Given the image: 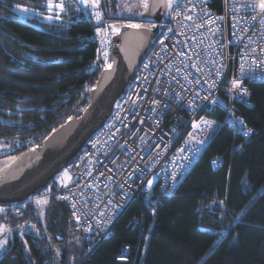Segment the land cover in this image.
Listing matches in <instances>:
<instances>
[{
	"label": "trees",
	"instance_id": "1",
	"mask_svg": "<svg viewBox=\"0 0 264 264\" xmlns=\"http://www.w3.org/2000/svg\"><path fill=\"white\" fill-rule=\"evenodd\" d=\"M47 1L0 0V139L11 142L12 154L34 153L54 130L82 115L99 76L94 31L102 20H143L121 19L116 0H101L99 22L76 9V0L55 22L42 16L22 21L14 10L23 5L46 14ZM248 87L252 107H235L254 129L252 138L233 150L227 116L220 109L205 111L203 118L219 128L174 194L156 203L140 196L94 249L71 221L68 205L56 200V178L17 206L19 216L13 206L0 205V221L14 238L0 264H71L72 258L73 264H264V82ZM215 157L224 164L213 171ZM36 199L47 203L37 205ZM134 218L144 223L141 235ZM25 225L35 227L21 237ZM71 234L77 237L74 248ZM138 242L134 263L117 260L122 246Z\"/></svg>",
	"mask_w": 264,
	"mask_h": 264
},
{
	"label": "built area",
	"instance_id": "2",
	"mask_svg": "<svg viewBox=\"0 0 264 264\" xmlns=\"http://www.w3.org/2000/svg\"><path fill=\"white\" fill-rule=\"evenodd\" d=\"M262 2L175 0L160 23H129L157 33L106 123L66 169L69 183L63 180L55 194L68 205L71 221L92 249L140 196L156 203L174 194L209 145V131L200 123L205 111L220 109L227 116L233 150L252 138L254 129L234 107L251 108L248 84L264 82ZM109 25L118 29L104 18L94 31L99 73L113 65L116 31ZM223 164L221 157L210 160L213 171ZM133 222L141 235L143 221ZM140 245L122 246L117 260L134 263Z\"/></svg>",
	"mask_w": 264,
	"mask_h": 264
},
{
	"label": "water",
	"instance_id": "3",
	"mask_svg": "<svg viewBox=\"0 0 264 264\" xmlns=\"http://www.w3.org/2000/svg\"><path fill=\"white\" fill-rule=\"evenodd\" d=\"M166 5L167 0H150L141 21L160 23L168 10ZM117 27L119 31L113 37L112 68L99 73L82 115L69 119L54 130L41 146L33 148L31 151L35 155L27 165L0 179V205L18 206L46 188L68 168L110 117L115 103L124 94L157 33V29H134L127 25ZM234 112L240 115L237 107H234Z\"/></svg>",
	"mask_w": 264,
	"mask_h": 264
},
{
	"label": "rangeland",
	"instance_id": "4",
	"mask_svg": "<svg viewBox=\"0 0 264 264\" xmlns=\"http://www.w3.org/2000/svg\"><path fill=\"white\" fill-rule=\"evenodd\" d=\"M72 1H74V0H72ZM72 1L71 0H48L45 4L46 14H39L37 12H33L28 7L23 6V5L15 6L14 10L19 15V18L22 21H26L28 18H32L34 16H42V20L45 22H55V21H60L62 19V15L68 10L67 6L69 4H72L73 3ZM149 1L150 0H116L118 15L121 19H128V18L143 19L147 10H145L142 7V4L144 2H147L149 5ZM75 2H77L75 5L76 9H78V10L80 9V11H82V8H83L82 0H76ZM100 2H101V0H99V5H100ZM49 3H52L54 6L56 4H62V5H64V9L61 12L58 8L53 7V10L51 12H49V10H48ZM167 3H168V0H167ZM174 4H175V0H172V7L174 6ZM172 7L171 8L168 7L167 12L165 13L166 18L169 17V15H167V14H168V11L172 9ZM24 9H27V11H25ZM98 9H99V6L97 8L89 7L88 12H85V13L86 14L91 13L95 17L94 13H99V15L101 14L98 11ZM58 12H59L60 18L57 20V19H55V17H56ZM49 15H51L53 17V19L51 21L46 19V17H48ZM129 23H134V22H132V21H127V22L119 21V22L115 23V25L121 27V26L129 24ZM200 123L203 127H205L209 131L210 135L214 134L217 131V129L219 128V124L217 122L208 120L206 118L201 119ZM12 151H13V149H12L11 142H9L7 140L0 139V179L4 178L6 175L11 173L12 171L17 170V169L27 165L35 155V153H30V152L20 153V154H12ZM66 173L68 174V171H66ZM64 181H66V180H64ZM61 183H63V180L61 179V175H60L56 178L55 184L58 187H60ZM66 183H68V182H66ZM42 201H43V199H42ZM0 225H4L7 229H10V231H7L3 234H0V240L7 239V244L4 246V250H0V257H1L2 253L7 250L9 242L12 241L14 238H13V229L12 228L7 226V224L5 222H2V221H0ZM31 231H33V227L29 226V225H25V226L20 227L19 234L22 237V235L24 233H29ZM58 240H61V239L58 238ZM76 241H77L76 235L74 236L73 234H71V236L68 239V244H69L70 248H74L76 246ZM147 243H148V238H147L146 244L144 246L143 255H145V252L147 250ZM53 247L57 252H59V246L57 244H53Z\"/></svg>",
	"mask_w": 264,
	"mask_h": 264
},
{
	"label": "snow or ice",
	"instance_id": "5",
	"mask_svg": "<svg viewBox=\"0 0 264 264\" xmlns=\"http://www.w3.org/2000/svg\"><path fill=\"white\" fill-rule=\"evenodd\" d=\"M82 3H83V8H82V11L84 12H88L89 10V7H92V8H97L99 6V0H82ZM163 6V5H162ZM167 7L171 8L172 7V0H168V3L166 5ZM53 7L55 8H58L61 12L63 11L64 9V5L62 4H56L55 6L52 4V3H49L48 5V10L49 12H51L53 10ZM142 7L147 10L149 8V5L147 2H144L142 4ZM176 7H179V3L176 4ZM259 8L262 12H264V2L260 3L259 5ZM25 11H27V9H24ZM95 15V19L97 20V22H99L101 20V17L99 15V13H94ZM60 18V15H59V12L57 13L55 19H59ZM255 19V17H253ZM46 19H48L49 21H51L53 19V17L51 15H49L48 17H46ZM188 19H191V17L189 16ZM110 28H113L114 31L118 32L119 29H115L114 26L112 25H109ZM127 27L129 28H134V29H139V28H142V27H145L144 25H141V24H129L127 25ZM101 31L100 28L97 29V32ZM107 55V54H105ZM106 68L107 69H111L112 68V64H106ZM233 86L234 87H239V82L238 81H234L233 82ZM119 107V105H118ZM190 162V160H189ZM181 167H183V165H181ZM65 174H66V170H65ZM151 183V182H149ZM35 203L37 205H40L41 203H44L46 204L47 203V200H41V199H36ZM4 209L0 208V212H3ZM35 227V226H33ZM7 231H10V229H7L4 225H0V234H3ZM26 243V242H25ZM7 244V239H3V240H0V250H4V246Z\"/></svg>",
	"mask_w": 264,
	"mask_h": 264
},
{
	"label": "bare ground",
	"instance_id": "6",
	"mask_svg": "<svg viewBox=\"0 0 264 264\" xmlns=\"http://www.w3.org/2000/svg\"><path fill=\"white\" fill-rule=\"evenodd\" d=\"M61 178H62V180H66V181H67L69 177H68V174H67V173L65 174V171H64V172L61 174ZM144 232H145V231H144ZM141 237H142V236H141ZM140 240H141V238H140Z\"/></svg>",
	"mask_w": 264,
	"mask_h": 264
},
{
	"label": "crops",
	"instance_id": "7",
	"mask_svg": "<svg viewBox=\"0 0 264 264\" xmlns=\"http://www.w3.org/2000/svg\"><path fill=\"white\" fill-rule=\"evenodd\" d=\"M68 177H69V178H68V180H67L66 182H68V183H69V181H70V179H71V177H70V175H69V174H68ZM68 183H67V184H68Z\"/></svg>",
	"mask_w": 264,
	"mask_h": 264
}]
</instances>
